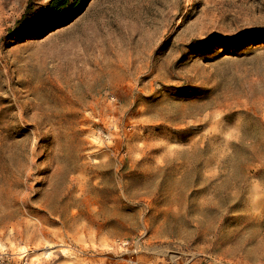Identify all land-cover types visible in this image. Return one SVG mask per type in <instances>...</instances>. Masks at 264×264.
<instances>
[{"label":"rangeland","instance_id":"374dc122","mask_svg":"<svg viewBox=\"0 0 264 264\" xmlns=\"http://www.w3.org/2000/svg\"><path fill=\"white\" fill-rule=\"evenodd\" d=\"M0 0V264H264V0Z\"/></svg>","mask_w":264,"mask_h":264},{"label":"trees","instance_id":"16d2710c","mask_svg":"<svg viewBox=\"0 0 264 264\" xmlns=\"http://www.w3.org/2000/svg\"><path fill=\"white\" fill-rule=\"evenodd\" d=\"M70 0H52L50 3V13H53L63 7H65ZM83 5L87 0H77Z\"/></svg>","mask_w":264,"mask_h":264}]
</instances>
